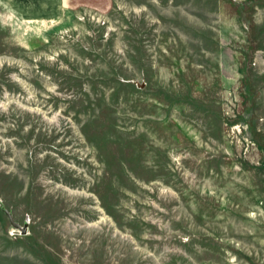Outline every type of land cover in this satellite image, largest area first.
I'll return each mask as SVG.
<instances>
[{"label": "rangeland", "instance_id": "obj_1", "mask_svg": "<svg viewBox=\"0 0 264 264\" xmlns=\"http://www.w3.org/2000/svg\"><path fill=\"white\" fill-rule=\"evenodd\" d=\"M0 264H264V0H0Z\"/></svg>", "mask_w": 264, "mask_h": 264}, {"label": "water", "instance_id": "obj_2", "mask_svg": "<svg viewBox=\"0 0 264 264\" xmlns=\"http://www.w3.org/2000/svg\"><path fill=\"white\" fill-rule=\"evenodd\" d=\"M8 214H9L10 221L13 224V226L16 227V228H18V229H20L22 231V233H26L27 232V225L21 226L19 223H17V222L14 221V219L12 218V215L10 213H8Z\"/></svg>", "mask_w": 264, "mask_h": 264}]
</instances>
